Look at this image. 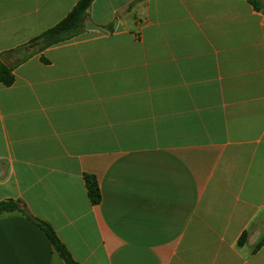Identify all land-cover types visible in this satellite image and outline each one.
I'll return each mask as SVG.
<instances>
[{
    "label": "crops",
    "instance_id": "0c3cea01",
    "mask_svg": "<svg viewBox=\"0 0 264 264\" xmlns=\"http://www.w3.org/2000/svg\"><path fill=\"white\" fill-rule=\"evenodd\" d=\"M76 1L0 0V55ZM258 1L93 0L78 34L11 56L0 264H66L23 210L79 264H264Z\"/></svg>",
    "mask_w": 264,
    "mask_h": 264
},
{
    "label": "trees",
    "instance_id": "16d2710c",
    "mask_svg": "<svg viewBox=\"0 0 264 264\" xmlns=\"http://www.w3.org/2000/svg\"><path fill=\"white\" fill-rule=\"evenodd\" d=\"M93 0H77L73 7L54 25L48 27L38 35L29 39L19 47L7 51L0 55V82L8 85L13 81V74L11 69L14 61L10 60L11 56L16 57L17 61H22L32 54L42 50L43 48L52 44L67 40L72 36L78 34L84 24L85 13ZM255 9H261L262 6L258 0H248ZM85 180L91 199L96 202L99 197L97 183L93 176L85 175ZM14 209H21L19 201L7 199L0 201V213ZM27 217L37 225L47 236L54 250L60 255L66 264H79L71 255L67 247L57 236L52 226L30 215L27 211L23 210ZM246 234L242 233L239 237L238 243L241 244L245 241ZM264 241V237L259 241V244ZM258 244V245H259Z\"/></svg>",
    "mask_w": 264,
    "mask_h": 264
}]
</instances>
